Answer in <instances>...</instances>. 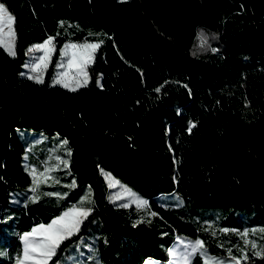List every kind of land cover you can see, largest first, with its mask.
<instances>
[{"label":"trees","instance_id":"trees-1","mask_svg":"<svg viewBox=\"0 0 264 264\" xmlns=\"http://www.w3.org/2000/svg\"><path fill=\"white\" fill-rule=\"evenodd\" d=\"M0 2L15 18V55L0 46V264L16 263L21 236L33 225L49 223L81 202L68 194L59 196L61 203H49L56 196L46 195L42 186L35 192L39 199L31 202L33 180L23 165V151L42 167L40 160L50 148L19 144L17 133L27 130L56 135L46 139L48 145L63 138L77 189L91 187L84 203L92 209L90 215L49 264L165 262L172 243L183 236L201 241L207 256L224 264L231 262L228 250L237 258L241 246L249 253L239 264H264V233L259 231L264 206H226L207 188L246 198L264 197V191L245 187L239 177L227 188L206 179L231 121L240 151L264 169V127L255 124L259 98L264 97V0H208L213 29L198 24L187 49L161 28L145 0ZM198 2L202 8L204 0ZM137 16L149 27L163 58L168 59L169 50L186 58V71L158 67L135 50ZM49 37H54L55 50L41 83L21 74L22 65L30 46ZM101 41L86 68V85L73 91L50 82L63 45ZM190 123L195 124L191 132ZM102 168L145 197L147 206L120 207L124 203L112 199ZM17 188L29 191L19 201L9 197ZM175 192L185 198L182 205L156 200ZM196 206L219 211L198 217L192 213ZM246 226V239L260 242V255L251 253V244L238 235ZM205 259L196 252L187 264H205Z\"/></svg>","mask_w":264,"mask_h":264},{"label":"rangeland","instance_id":"rangeland-1","mask_svg":"<svg viewBox=\"0 0 264 264\" xmlns=\"http://www.w3.org/2000/svg\"><path fill=\"white\" fill-rule=\"evenodd\" d=\"M145 1L151 13H153L155 17L157 18L161 28L167 34L173 35L176 41L178 42V44L185 49H187L189 45L191 44V41L194 35L196 34V26L198 24H203L206 27L213 29V25L210 20L211 16H209L208 14V12L211 13L208 8V0H204L202 8L198 0H188L184 4L179 3L180 0H145ZM186 26H188V35L184 37L183 33H184V29ZM137 28H139V30H137ZM4 31L5 32L8 31L7 27L4 28ZM137 35H139V39H137ZM43 43L44 42L36 43L30 46L28 50L29 55L27 54V58L22 65L21 74L28 76V77H32L34 79H36V77H40L42 80L44 79L45 75L47 74L48 65L50 64L52 60L53 52L51 53L50 58L46 65L41 63L39 58L44 56V50L36 49L35 46L43 44ZM132 44H134L133 47L140 55L152 59L153 62L158 67L165 68V69H171L174 71H177V70L186 71L187 70V60L179 52L175 50H169L168 59H165L162 57L160 46L158 45L153 34L151 33L149 27L138 16L136 20V36ZM65 45H67V43ZM65 45H63V47L60 50V55L56 60L53 70L49 72L50 82L53 84H60V83L55 82L59 78V73L68 70L66 67L68 57L62 56V50L64 49ZM62 63L65 65V67H60ZM167 65L169 68L166 67ZM71 72L74 75L75 69H72ZM80 79L82 80L83 78L81 77ZM72 87H75L74 83L69 88H72ZM259 103H260L259 116L255 120V124L259 127H264V97L263 96L259 98ZM228 125H229L228 132L222 136L220 147H219L218 153L215 158V166H214L215 171L212 173L209 172L207 174L206 176L207 181L209 182V184L214 183L220 187L227 188V187L235 186L234 179L235 177H239L241 184L244 185L245 187L251 190L262 189L264 191V169L258 166V164L255 162L254 159H252L251 157L245 156L240 151L238 144H237L234 123L231 121L228 123ZM33 132H34L33 130H27L26 133L24 134H21L18 132L17 142L19 144L27 143L29 146H31L32 149L33 147H41L45 144L47 145V147L50 148V151L47 153V155H45L40 160L42 167H39L37 162H35L30 157L29 152L27 150H24L23 155H22L23 165L25 166V168L28 170L29 173H30V169H33V168L37 170V173L43 172L45 167L55 169L54 171L50 172L49 175L53 177L55 180H58L59 183H54L52 179H49L48 183L39 185V186H42V189L44 191L46 190L49 193L59 194L58 196L54 195L56 196V199L50 198L48 202L52 204L61 203L62 201H60L61 199H59V196L68 197V194H69V197H73V199H76L77 201H81L84 197H89L91 195V187L88 185H84L82 189H77L76 182L71 176V172L68 168L69 149H68V146L64 143L65 140L63 138L59 139L58 141L53 139L52 143L48 145L45 142L46 139L49 138L50 136H56V135H44L42 133H33ZM57 148L60 150V154L58 156H55L53 153H55ZM51 157H54V159H51ZM55 157H59V161ZM60 161H67V167H65L63 163H60ZM57 164H59V167H55ZM101 173L109 187V183H108V180L105 178V174H111V172L105 168H102ZM111 177L114 180L119 181V183L116 186L109 187L111 196L113 198L118 196L119 199H122L124 204L125 203L136 204L135 202H133L135 198H140L146 201L145 197L141 196L138 192L133 190L127 184L121 182L119 179L114 177L112 174H111ZM32 180H33V177H32ZM73 181L75 182V187L70 186L73 184ZM31 188H32V185L28 187V190H30ZM126 189L130 190L131 193L134 195H129L125 191ZM207 191L210 194L212 193L215 197L218 198V200H220L226 206L229 205V203L235 206L239 204L238 202L240 200L243 201L242 198L247 199L243 195H238V194L237 195H222L208 188H207ZM28 193L29 191H27L26 188H17V189H13L10 191L9 197L12 200L19 201L21 200L22 197H25ZM251 199L256 200L255 202L257 203L264 202V197L262 196H257ZM156 200L159 202L162 201V202H167V203L175 204V205H182L185 202V198L178 192L172 193L171 195H161L160 194L159 198ZM229 200H232V201L230 202ZM65 202L66 200L64 201V203ZM252 203H254V201H250V203L246 205H250ZM69 209H71V207L63 209L60 212V214L52 218L51 221L61 216L64 212L68 211ZM211 211L216 212L219 210L216 208L202 207V206H196V207H193L192 209V213H194L198 217L208 212H211ZM215 214L218 215L217 213ZM246 216H247V213H246ZM51 221L49 223H40L38 225H35L33 228H36L41 224L48 225L51 223ZM243 230L248 232V227L246 226ZM182 238H187V237H184V236L179 237L177 240H175L172 243L171 247L169 248L170 253H172L171 261L168 260V261L162 262L157 259L147 258L145 259L144 264H185V261L183 260V256L187 252L190 251V245L194 244L195 241H191L188 239H186V241H183ZM180 240H182L181 242L183 243V246L185 247L177 248ZM21 241L23 243L22 238H21ZM256 245H257L256 249L252 248V250L250 251L253 254L254 252L260 251V242L259 243L257 242ZM241 249L243 250V253H246L247 256L249 253L246 247L241 246L238 252L239 255L236 258L238 261L240 260V258H242ZM174 253L175 255H173ZM232 257H234V252L231 251L230 260H229L231 262L233 261ZM217 260H222V259L217 257ZM231 262L227 264H232Z\"/></svg>","mask_w":264,"mask_h":264},{"label":"snow or ice","instance_id":"snow-or-ice-1","mask_svg":"<svg viewBox=\"0 0 264 264\" xmlns=\"http://www.w3.org/2000/svg\"><path fill=\"white\" fill-rule=\"evenodd\" d=\"M14 16H12L6 6L3 3H0V46L10 54L15 55L14 51V37L15 32L12 27L14 24ZM7 27L8 31L5 32L4 28ZM201 45H203L206 40L201 33L200 37ZM54 37H49L43 44L36 45V49H43L44 56L40 57V61L43 64H47L51 53L55 50L54 48ZM100 43H83V44H67L62 50V56L68 57L67 60V69L64 72L59 73V78L55 81L60 83L65 88H69L73 83L75 87H72L71 90L75 91L76 88L84 86L88 82V75L86 68L88 65L92 64L95 59V52L100 47ZM31 51V50H30ZM60 67H65L62 63ZM72 69H75V74L71 72ZM83 78L82 80L80 78ZM37 82H43L40 77H36ZM162 87V86H161ZM157 92L160 91V88L156 89ZM195 127V124L190 123L188 131L191 132L192 128ZM67 143L66 141L64 142ZM71 155V153H69ZM59 161V157H56ZM65 167H67V161H60ZM55 167H59L57 164ZM54 168L45 167L43 172L37 173L35 168L30 169V175L33 177V187L31 191L35 193L40 184L48 183L49 179H52L54 183H59L58 180H55L49 175L50 172L54 171ZM105 178L108 180L109 187L116 186L119 181L114 180L111 177V174H105ZM75 187V182L70 185ZM129 195H134L130 190H125ZM46 195H59L58 193H46ZM39 199L38 196L34 195L31 202L35 203ZM112 199H119V197H114ZM88 201V197H84L80 206H73L68 211L64 212L61 216L53 219L48 225H39L36 228H33L31 232L25 233L22 236L23 240V253L21 257L17 258V264H49V261L56 255L57 250L60 248L61 244L64 241L69 240L74 235L80 231V226L83 221L90 215L92 209L85 208L84 203ZM138 207H145L147 201L135 198L134 201ZM120 207H128V204H122ZM154 215V213H153ZM226 231V230H225ZM257 230L253 229L252 232L255 233ZM261 233H264V228L259 229ZM242 238H244L245 245L251 244L253 249H256L257 245L255 241H249L246 239L248 232L238 233ZM39 237V238H37ZM229 255H231V249L228 250ZM264 251V250H262ZM200 252L201 255L206 257L205 264H224L222 260H217L214 257H208L207 253L203 249V243L201 241H196L194 244L190 245V251L183 256L185 262L190 260L192 254ZM242 252V258L247 259L246 253ZM261 252H254V255H260ZM175 255V253L173 254ZM232 260L239 264L236 257H232Z\"/></svg>","mask_w":264,"mask_h":264},{"label":"crops","instance_id":"crops-1","mask_svg":"<svg viewBox=\"0 0 264 264\" xmlns=\"http://www.w3.org/2000/svg\"><path fill=\"white\" fill-rule=\"evenodd\" d=\"M208 14H209V16H211V13H209L208 12ZM215 166V158H214V164H213V168L210 170V172L212 173V172H214L215 170H214V167ZM208 182V181H207ZM211 184H214V183H211ZM212 194V193H211ZM213 195V194H212ZM243 199V201H239L238 203V205H246V204H248V203H250V201H254V203H252V205H255V206H264V202L262 203V202H259V203H257V202H255L256 200H253V199H251V198H247V199H245V198H242ZM230 202L232 201V200H229ZM262 203V204H261ZM229 206H233L232 204H230L229 203ZM72 208V207H71ZM36 225H38V224H36ZM35 225H33L27 232H30L31 230H32V228L34 227ZM26 232V233H27ZM21 238H22V236H21ZM183 241H186L185 239H182ZM182 240H180V242H179V244H178V247L177 248H179V247H185V246H183V243L181 242ZM176 248V249H177ZM22 253H23V243H22V251H21V254H20V256L19 257H21L22 256ZM184 255V254H183ZM171 257H172V253H170V250H169V260L171 261ZM190 259H191V257H190ZM189 261H187V262H185V264H187ZM15 264H17V261H16V263Z\"/></svg>","mask_w":264,"mask_h":264}]
</instances>
